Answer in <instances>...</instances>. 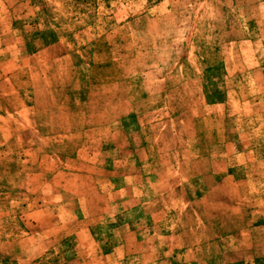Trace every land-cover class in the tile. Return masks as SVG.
<instances>
[{"label": "rangeland", "instance_id": "obj_1", "mask_svg": "<svg viewBox=\"0 0 264 264\" xmlns=\"http://www.w3.org/2000/svg\"><path fill=\"white\" fill-rule=\"evenodd\" d=\"M0 264H264V0H0Z\"/></svg>", "mask_w": 264, "mask_h": 264}]
</instances>
